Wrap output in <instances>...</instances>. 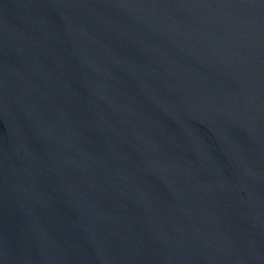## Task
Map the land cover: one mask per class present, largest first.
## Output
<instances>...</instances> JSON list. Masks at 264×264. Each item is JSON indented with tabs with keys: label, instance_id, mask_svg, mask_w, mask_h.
<instances>
[{
	"label": "water",
	"instance_id": "water-1",
	"mask_svg": "<svg viewBox=\"0 0 264 264\" xmlns=\"http://www.w3.org/2000/svg\"><path fill=\"white\" fill-rule=\"evenodd\" d=\"M0 264H264V0H0Z\"/></svg>",
	"mask_w": 264,
	"mask_h": 264
}]
</instances>
